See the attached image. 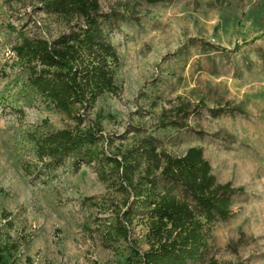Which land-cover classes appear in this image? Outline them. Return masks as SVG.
<instances>
[{
  "label": "rangeland",
  "instance_id": "rangeland-1",
  "mask_svg": "<svg viewBox=\"0 0 264 264\" xmlns=\"http://www.w3.org/2000/svg\"><path fill=\"white\" fill-rule=\"evenodd\" d=\"M125 2L100 0L104 13L122 10ZM137 19L121 22L111 38L120 57L118 93L84 114V126L103 128L100 143L108 154L146 136L174 156L203 148L218 182L244 191L234 198L232 217L214 228L210 258L264 264V0L142 3ZM76 23L48 15L41 0H0V247H9L6 264H140L132 247L148 249L137 221L128 241L106 236L133 200L102 181L95 166L75 170L68 161L50 182H38L10 152L14 147L20 160L27 155L30 161L32 150L22 145L26 129L76 126L33 92L26 64L14 52L21 34L53 41ZM200 102L210 109L231 104L247 115L214 119L204 109L189 128H162L175 107Z\"/></svg>",
  "mask_w": 264,
  "mask_h": 264
},
{
  "label": "trees",
  "instance_id": "trees-1",
  "mask_svg": "<svg viewBox=\"0 0 264 264\" xmlns=\"http://www.w3.org/2000/svg\"><path fill=\"white\" fill-rule=\"evenodd\" d=\"M41 1L48 15L79 23L53 41L21 34L14 52L26 64L33 92L76 126L26 129L22 145H29L32 160L26 161L27 155L25 161L20 160L11 147L16 162L23 164L27 176L45 183L68 161L75 170L82 165L95 166L102 181L122 190L128 203L133 200L106 236L128 241L131 228L139 222L145 228L148 246L143 253L132 247L140 264H219L209 256L213 230L232 217L234 198L244 191L218 182L204 149L192 147L184 155L174 156L161 149L156 137L146 136L116 155L108 154L100 143L103 128L84 126V114L106 95L118 93L115 75L120 57L111 38L120 23L138 20L142 3L158 5L175 0H125L122 10L110 13L102 11L100 0ZM230 105L210 109L204 102L197 106L182 103L161 126L189 128V120L204 109L214 119L247 115L243 108ZM6 249L9 247H0V264H6Z\"/></svg>",
  "mask_w": 264,
  "mask_h": 264
}]
</instances>
